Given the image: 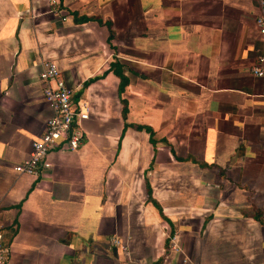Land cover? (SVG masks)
<instances>
[{
	"label": "crops",
	"instance_id": "crops-1",
	"mask_svg": "<svg viewBox=\"0 0 264 264\" xmlns=\"http://www.w3.org/2000/svg\"><path fill=\"white\" fill-rule=\"evenodd\" d=\"M58 1L0 0L7 264H264L258 1ZM45 61L89 118L77 151L18 175L53 116Z\"/></svg>",
	"mask_w": 264,
	"mask_h": 264
},
{
	"label": "built area",
	"instance_id": "built-area-1",
	"mask_svg": "<svg viewBox=\"0 0 264 264\" xmlns=\"http://www.w3.org/2000/svg\"><path fill=\"white\" fill-rule=\"evenodd\" d=\"M259 12L255 19L257 31L264 38V0H257ZM51 12L60 17L62 14L58 0H49ZM264 52L258 56L257 63L251 68L256 77L264 76ZM43 87V96L52 109L53 116L46 121L42 135L33 142L29 157L13 166L18 175L38 177L50 167L49 153L56 149L77 151L82 145L84 133L82 123L89 118L90 108L86 101L75 102L74 89L62 78L60 71L52 61H45L39 74ZM264 98V89L261 91ZM1 241V236H0ZM118 245L117 239L113 240ZM126 250L125 247H122ZM8 248L0 243V264H7Z\"/></svg>",
	"mask_w": 264,
	"mask_h": 264
},
{
	"label": "trees",
	"instance_id": "trees-1",
	"mask_svg": "<svg viewBox=\"0 0 264 264\" xmlns=\"http://www.w3.org/2000/svg\"><path fill=\"white\" fill-rule=\"evenodd\" d=\"M111 70L116 74V76H118V78L120 79V84H119V92L121 93L123 90H124V88H125V86H126V84H127V80L124 78V76L118 71V68H117V64H112V66H111ZM126 109L124 108V111H123V117H125L126 116ZM139 130H146V131H148V132H150V133H152V131L150 130V129H148V128H143V127H137Z\"/></svg>",
	"mask_w": 264,
	"mask_h": 264
}]
</instances>
